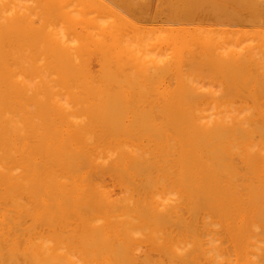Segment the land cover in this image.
I'll use <instances>...</instances> for the list:
<instances>
[{
	"label": "bare ground",
	"instance_id": "bare-ground-1",
	"mask_svg": "<svg viewBox=\"0 0 264 264\" xmlns=\"http://www.w3.org/2000/svg\"><path fill=\"white\" fill-rule=\"evenodd\" d=\"M0 264H264V0H0Z\"/></svg>",
	"mask_w": 264,
	"mask_h": 264
}]
</instances>
